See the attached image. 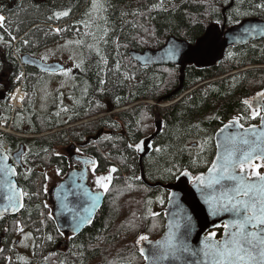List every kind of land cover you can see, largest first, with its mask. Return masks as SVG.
<instances>
[{
  "label": "trees",
  "instance_id": "trees-1",
  "mask_svg": "<svg viewBox=\"0 0 264 264\" xmlns=\"http://www.w3.org/2000/svg\"><path fill=\"white\" fill-rule=\"evenodd\" d=\"M91 3L92 0H0V14L5 16L4 26H0V79L9 80V91L21 71L14 50L22 56L69 39L83 61L73 77L71 94L57 97L44 114L37 111L36 102L37 87L43 81L41 72L25 66L26 98L23 108L14 113L10 127L19 134L48 135L23 138L0 131V146L7 145L8 154L22 144L27 150L22 162L28 171L17 167V181L31 197L26 198L18 216L0 218V243L12 239L21 223L31 230L36 245L33 257L23 261L19 255L4 250L0 264H7L8 255L14 257L15 264H143L135 240L141 234L151 240L162 234V208L168 193L148 188L138 179V157L128 145L154 131L158 112L163 129L154 141L153 151L144 159V172L149 182L167 184L181 170L198 175L210 167L216 154L214 136L224 122L244 117L241 123L250 126L259 120L247 119L250 110L242 99L264 88V39L229 47L216 67H186L182 88L175 95L172 93L180 87L179 67H142L132 60L130 52L159 49L171 37L194 44L209 25L222 26L224 20L226 27L251 17L264 20V10L256 7L264 0H163L160 7H154L160 5V0H105L106 22H96L95 14L85 15ZM237 8L248 14L237 15ZM59 11H69V15L56 19L54 13ZM81 21L90 26L86 28ZM55 27L65 31L57 33ZM86 33H94L95 38ZM149 102H156L158 107L162 103L169 105L157 109ZM123 108L127 109L119 111ZM114 110V114L97 121L71 126ZM11 113L7 99L0 101V124L8 126ZM83 143L86 144L79 151L95 163L96 174L110 168L116 171L101 210L79 235L63 243L68 247L64 253L57 246L63 238L51 217L49 194L43 189L45 177L39 195L37 182L51 169L59 170L60 177H64L69 163L62 152L71 144ZM168 169L173 170L171 175ZM216 233L220 237L221 229ZM49 235L52 240H48Z\"/></svg>",
  "mask_w": 264,
  "mask_h": 264
},
{
  "label": "snow or ice",
  "instance_id": "snow-or-ice-1",
  "mask_svg": "<svg viewBox=\"0 0 264 264\" xmlns=\"http://www.w3.org/2000/svg\"><path fill=\"white\" fill-rule=\"evenodd\" d=\"M225 2L227 3L228 0H225ZM162 5L163 0H160V5L154 7ZM256 7L264 10V3H260ZM213 10L215 11V9ZM105 11V0H92L90 10L85 15L91 17L95 14L94 20L96 22L101 20L106 22ZM234 11L237 15L248 14L240 13L238 8ZM68 15L69 11L54 13L56 19ZM4 19L3 16H0V23ZM49 19H52V17H49ZM228 22H232L231 17H229ZM81 23L86 28L90 26L88 22L81 21ZM216 23L219 24L220 21L217 20ZM97 27H99L98 24ZM55 31L59 33L65 31V29L58 28ZM145 31L148 30L145 29ZM256 31L255 27L243 30L244 34ZM88 34L93 35V38H95L94 33H86V35ZM106 35L107 29L104 30V36ZM152 35L154 36L155 33L153 32ZM76 43L79 44L81 41H76ZM89 47L93 46L89 45ZM178 51L179 49L176 46H171L165 49L164 55L168 59H174ZM96 52L97 55H100L98 47ZM101 59H104V57L101 56ZM82 63L83 61H81ZM81 64H76V67H81ZM44 70L53 71L52 69ZM58 71L65 77L71 75V69H59ZM103 83L104 81H101V84ZM243 104L250 109L247 119L255 120L259 118L261 128L253 125L242 133L225 136L223 143H217L216 159L212 162V166L208 168L206 175L201 173L192 177L187 170L179 172L180 176L190 179L210 217L216 218L223 214L231 215L232 219L227 222L221 225H213V227L223 228L224 231L220 239H216L217 233L215 231H210L200 241V247L194 248L188 242V237L191 235L193 228L192 217L183 212L174 213V218L170 220L168 231L162 240L153 242L148 235L144 234L137 238L136 245L146 264H164L167 261L178 262V264H264V171H261V169H264V91L258 92L252 99H245ZM243 118H237L236 123L240 128L244 126L238 122ZM224 131V129H221V133ZM128 147L140 152L144 149V142L141 141L135 145L129 144ZM7 160L8 157L0 153V198L6 201L4 205L5 212L9 209L18 212L25 207L24 198L27 196L30 199L31 197L29 193L20 189L12 179L17 175L16 169L8 165ZM92 163L93 172H95V163ZM110 171L115 172L116 169L112 168ZM167 171L171 175L173 170L168 169ZM57 172L59 174V170ZM111 179V175L107 177L100 176L97 178L96 184L107 192ZM44 191L47 192L46 186ZM84 194L92 201V208L94 209L99 196L91 195L87 191ZM67 200L68 195L65 194L61 200V208L66 209L72 215L73 221L76 222L72 225L73 231L79 227L81 222L85 220L88 223L91 222V213L87 217L77 216L76 209L71 207L69 203H65ZM44 206L47 207V204ZM153 215L156 214L153 213ZM18 230L24 236V240L31 237V233H24L23 227H18ZM52 239L53 237L49 235L48 240ZM145 243L150 247L146 248ZM3 252L4 249H0V254ZM186 257L196 259L189 261ZM8 261L11 264V257L8 258Z\"/></svg>",
  "mask_w": 264,
  "mask_h": 264
},
{
  "label": "water",
  "instance_id": "water-1",
  "mask_svg": "<svg viewBox=\"0 0 264 264\" xmlns=\"http://www.w3.org/2000/svg\"><path fill=\"white\" fill-rule=\"evenodd\" d=\"M232 5V4H231ZM230 5V6H231ZM225 10H223V14ZM255 27L256 32H251L250 34H244L243 30ZM264 39V20L252 17L242 20L239 24L234 25L226 29V22L219 27L218 25H210L206 28L205 33L196 40L194 44H189L188 42L177 39L175 37L168 38L166 44L159 49H146L143 52L132 51L130 53L131 58L137 62L140 66H178L180 67V87L175 90L172 95H175L182 88L185 69L187 66L194 65L197 68H209L218 66L226 50L229 47H236L240 45L247 44L256 40ZM176 46L179 51L174 59H168L164 55L166 48ZM22 61L25 64L35 66L37 69L44 72H58L59 69H63V66L54 62V63H43L41 60H38L35 57L29 55H24ZM44 69H52L53 71H45ZM264 89L257 91L253 96L246 99H252L256 96L258 92H262ZM170 95V96H172ZM168 96V97H170ZM4 92H0V99H4ZM167 97V98H168ZM245 100V99H244ZM243 100V101H244ZM237 118L227 121L215 134V144L223 143L224 137L230 134L242 133L245 130H248L249 127H238ZM241 124L240 122H238ZM225 126H228L227 128ZM257 128H261L260 122L255 125ZM163 129V119L160 114H156L154 118V131L149 136L143 138L141 141L144 142L143 151L136 152L138 157L139 165V175L138 179L143 182L148 188H160L168 193L167 202L165 207H163L162 212L164 215V231L162 234L153 242L162 240L165 234L168 231V225L170 220L174 218L173 214L177 212H183L192 217V232L188 237V242L194 247H200V241L207 235L210 231H216L222 229L221 235L223 233L222 227H213L214 224L221 225L227 222L229 219H232L230 214H223L219 217L212 218L207 214L206 206L203 204V201L199 193L194 188L192 182L188 177L178 176L173 182L163 184L161 182L152 183L146 179L144 172V159L153 151V143L155 139L160 135ZM221 129L225 131L221 133ZM140 141V142H141ZM139 142V143H140ZM71 147H75L72 144ZM0 153L8 157L7 164L11 167H14V163L8 154L0 147ZM23 154V146L20 147V150L13 154V159L15 163L21 162V156ZM216 154L213 161L216 159ZM212 161V162H213ZM212 164L210 165V167ZM209 167V168H210ZM16 169V168H15ZM208 169L203 172L207 174ZM17 173V171H16ZM200 175V174H198ZM192 176V175H191ZM197 176V175H196ZM195 177V176H192ZM14 182L22 189L17 181V175L12 178ZM89 175L87 168L82 170H70L61 183L50 190V193L54 195V202L52 207V216L57 225V228L64 235L68 236L69 234L77 236L79 235L93 220L97 212L102 208L105 200V194L101 190L93 191L91 186L88 184ZM63 186V187H62ZM87 191L91 195H98L99 200L95 204V208H92V201L84 193ZM68 195V200L65 203H69L71 207L76 209V215L79 217H87L91 213V222L88 223L86 220L79 224V227L73 231L72 225L76 223L72 219V215L67 212L66 209L61 208V200L64 195ZM172 198L171 200L169 198ZM25 201V200H24ZM6 201L0 198V218H3L7 215H18L22 209L18 212H13L9 209L7 212L4 211V205ZM87 209V211H85ZM145 235V234H144ZM220 235V237H221ZM216 237V239H220ZM137 240V239H136ZM146 248L150 247L147 243L144 245ZM135 248L139 253L138 246L135 241ZM140 254V253H139ZM143 258V257H142ZM189 261H194L196 258L186 257ZM144 261V259H143ZM143 264H146L144 261ZM164 264H178V262L167 261Z\"/></svg>",
  "mask_w": 264,
  "mask_h": 264
},
{
  "label": "rangeland",
  "instance_id": "rangeland-1",
  "mask_svg": "<svg viewBox=\"0 0 264 264\" xmlns=\"http://www.w3.org/2000/svg\"><path fill=\"white\" fill-rule=\"evenodd\" d=\"M63 40L61 42H58V43L52 45V46L45 47L43 49H39L33 53L35 58H37L38 60H41L44 63H54V62L62 63L63 65H66L65 69H71V75L69 77H65V76L61 75L60 72H57L55 74H48L45 76V79L38 86V89H37L38 92L36 95L37 103H38L37 109L40 113H44V112L49 110L50 105L53 103L54 97L57 94H58L57 97H60V96L65 97L66 95H68L71 92V90L73 88V84H74V80H73L72 76H73L74 72L80 68V67L77 68L76 64H81V61H82L81 52H79L76 48L72 47L69 39L68 40L63 39ZM73 69H74V71L72 72ZM149 104L154 106V108H157V109H164V107L169 105L168 103H162V105H159L160 107H162V108H160L157 106L156 102H149ZM119 111H122V110H119ZM114 113H115V111H113V112H107L106 111L105 113H103L99 116H96L92 120L90 119V120H86V121H97L104 116L112 115ZM86 121H84V122L82 121V122L85 123ZM83 123H81V124H83ZM69 127L70 126H67L66 128L68 129ZM4 128L7 129V127H4ZM0 129L4 130L3 128H0ZM6 132L8 133L9 131H6ZM44 135H48V133H46ZM36 169L39 171L42 170L41 167H37ZM111 169L112 168H110L105 173H100L97 175L94 174L93 168L91 169V171H92L91 184L94 187V189L97 188V189L103 190L97 186L96 180L100 176L107 177V176L111 175V177H112L113 172L110 171ZM43 174H44V176H41L39 178L40 187L42 185V179H44V177H45L44 187L46 186L47 190H50V188L54 187V184L59 183L62 179L60 177V175L58 174L57 170H55V169L47 170ZM111 181H112V179H111ZM15 240H18L17 246L16 247L14 246L16 251L18 252L21 250H25L27 253L23 254V255L25 257H28V249L26 248V246H29L31 239L29 238L27 240H24L23 235L18 234V232H17L16 236L14 237V241ZM21 241H23V243H21ZM63 248H64V246H62L60 249H63ZM8 250H10V249L8 248ZM13 252H15V251H13ZM64 253H67V251H65ZM29 255L30 256L28 258L29 259L32 258L33 254L31 255V251L29 252ZM9 257H11V264H15V259L12 255L6 256L7 264H9V261H8ZM21 259L23 261L25 258L21 257ZM92 264H98V263L96 261H92Z\"/></svg>",
  "mask_w": 264,
  "mask_h": 264
},
{
  "label": "flooded vegetation",
  "instance_id": "flooded-vegetation-1",
  "mask_svg": "<svg viewBox=\"0 0 264 264\" xmlns=\"http://www.w3.org/2000/svg\"><path fill=\"white\" fill-rule=\"evenodd\" d=\"M221 27V26H220ZM228 28V27H226ZM65 66V65H64ZM66 68V67H65ZM64 68V69H65ZM2 77H4V74L2 75ZM0 83L1 85L3 86V89L0 90V91H4L5 94L8 93V91L10 90L9 87H10V84H9V80L8 79H4V78H1L0 79ZM6 99V97H5ZM4 99V100H5ZM4 100H0V101H4ZM55 102V101H53ZM53 104V103H52ZM51 104V105H52ZM50 105V107H51ZM250 110V109H249ZM233 118V117H232ZM259 122V120H258ZM257 122V123H258ZM225 123V122H224ZM223 123V124H224ZM257 123H255L254 125H256ZM222 124V125H223ZM86 143H83V144H79V145H75V147H70V148H65L63 154H65L67 157H66V160L68 161L69 163V169L68 171L66 172V174L64 176L67 175V173L70 171V170H82L83 168H88L87 170L88 171V175H90L89 177V183L91 184V178H92V174H91V169L93 168V161L90 162V164L88 163L89 162V159L85 157L84 154H82L80 151H77V150H81V146L85 145ZM24 152H23V155L21 157L24 156L25 152L27 151L25 148H23ZM16 151H13V153H15ZM12 156V155H11ZM20 167L23 168V170L25 172L28 171V167H24V163L22 162V159H21V164L19 165ZM261 171H264V169H261ZM114 173V172H113ZM58 185V184H57ZM92 186V184H91ZM93 187V186H92ZM94 189V187H93ZM97 189V188H96ZM24 233H31V230H24ZM21 234V233H20ZM24 237V236H23ZM30 244L29 246H26V248L28 249V257L30 256L29 255V252L31 251V255L34 253V247H35V242H34V238H33V234L31 233V237H30ZM14 239H10V240H6L4 241V243H0V248L4 249L5 251H8L9 254H12V255H20V256H24L23 254H26L27 252L25 250H21V251H16V249L14 248V246L16 247L17 246V243H18V240H15L14 242ZM66 242L65 241H62L60 240V243H58V247L61 248L63 246V243ZM13 243V244H12ZM67 247V246H66ZM65 247V248H66ZM6 248H9L10 250H6ZM15 251V252H13ZM25 257V256H24Z\"/></svg>",
  "mask_w": 264,
  "mask_h": 264
},
{
  "label": "bare ground",
  "instance_id": "bare-ground-1",
  "mask_svg": "<svg viewBox=\"0 0 264 264\" xmlns=\"http://www.w3.org/2000/svg\"><path fill=\"white\" fill-rule=\"evenodd\" d=\"M225 22H226V20H225ZM184 76H185V74H184ZM183 81H184V80H183ZM5 95H6V94H5ZM21 96H22V91H21L20 89H17L14 98H16V97H21Z\"/></svg>",
  "mask_w": 264,
  "mask_h": 264
},
{
  "label": "built area",
  "instance_id": "built-area-1",
  "mask_svg": "<svg viewBox=\"0 0 264 264\" xmlns=\"http://www.w3.org/2000/svg\"><path fill=\"white\" fill-rule=\"evenodd\" d=\"M14 104H15V105H18V102H15Z\"/></svg>",
  "mask_w": 264,
  "mask_h": 264
}]
</instances>
